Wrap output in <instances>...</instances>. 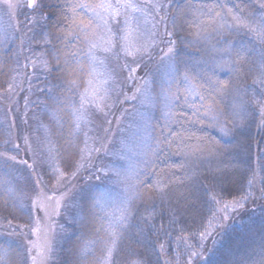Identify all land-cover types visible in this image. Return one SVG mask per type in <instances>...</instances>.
<instances>
[{
  "label": "rangeland",
  "instance_id": "rangeland-1",
  "mask_svg": "<svg viewBox=\"0 0 264 264\" xmlns=\"http://www.w3.org/2000/svg\"><path fill=\"white\" fill-rule=\"evenodd\" d=\"M21 1L27 6V0H12L16 5L12 9L0 6V169L8 179L7 185L0 184V196L16 206L4 208L0 203V264H58L65 240L61 235L66 234L63 222L82 217L81 203L87 196L101 216L104 231L99 235V249L104 253L98 264H111L118 237L126 230L116 227V221L127 215L131 223L140 195L139 177L152 159V149L147 154L141 151L135 135L138 126L147 123L153 130L155 115L169 116L176 102L173 59H156L164 28L151 13L145 17L140 11L115 7L118 0H95L83 9L82 22H73L68 31L64 25L57 29L60 39L55 44L67 41L75 52L68 57V65L79 56L69 75V68L55 59L59 54L54 45L49 46V33H39L32 24L36 17L31 23L20 19ZM36 3L35 10L25 8L42 16L41 0ZM119 3L142 5L145 0ZM110 35H127L133 55L122 48L119 55L116 49L105 51ZM91 43L97 46L90 54ZM141 46L147 51L137 52ZM133 60L140 61V70L135 80L125 82L129 75L125 66H135ZM62 68L61 78H56L55 71ZM50 76L55 77L50 81ZM185 87L193 98L188 81ZM104 129L108 131L102 147ZM71 152L82 165L75 176L65 168ZM130 163L137 165L136 173L125 180ZM26 164L29 176L25 175ZM231 206L232 210L240 208ZM12 244L17 246L21 263H13L4 248Z\"/></svg>",
  "mask_w": 264,
  "mask_h": 264
},
{
  "label": "trees",
  "instance_id": "trees-1",
  "mask_svg": "<svg viewBox=\"0 0 264 264\" xmlns=\"http://www.w3.org/2000/svg\"><path fill=\"white\" fill-rule=\"evenodd\" d=\"M94 1L41 0L42 16L25 8L26 3L21 1L20 19L31 23L36 17L32 24L39 33H49V46L57 48L59 60L68 69L79 56L68 65L75 52L67 41L55 44L57 29L64 25L68 31L73 22H82L83 9ZM260 2L164 1L172 38L179 35L191 43L176 41L171 58L178 79L173 90L176 102L169 116L154 117L152 159L139 177L140 195L130 223L139 228L120 233L111 264H261L264 260V85L258 82L257 71L235 70L241 66L259 67V48L254 51L250 44L259 37L247 28L234 35L225 26V21L232 22L227 15L231 9L233 15L243 12L246 18L254 17L251 28H257L264 18ZM218 12L221 16H217ZM174 17L176 30L172 26ZM67 19L70 22L65 23ZM158 42L163 45L161 50L160 46L156 48V59L169 47L167 37ZM63 71L56 70V78H61ZM54 77L50 76V81ZM187 81L193 88V98L188 97ZM221 84L227 87L221 89ZM242 100L243 109L238 107ZM221 128L227 129V135ZM26 167L25 175L29 176V166ZM217 169L229 174L222 188L207 179ZM6 176L0 169L1 186L8 184ZM0 200L4 208L16 207L6 204L2 196ZM81 204L82 217L73 223L69 219L63 222L66 234L61 235L65 240L60 245L58 264H98L103 256V249H99V235H104L101 216L88 196ZM231 205L240 208L232 210ZM20 215L26 216L22 212ZM4 248L9 250L13 263H21L17 246Z\"/></svg>",
  "mask_w": 264,
  "mask_h": 264
},
{
  "label": "snow or ice",
  "instance_id": "snow-or-ice-1",
  "mask_svg": "<svg viewBox=\"0 0 264 264\" xmlns=\"http://www.w3.org/2000/svg\"><path fill=\"white\" fill-rule=\"evenodd\" d=\"M0 6H4L8 9H12V8L16 7V5H14L12 3V0H0ZM27 7L35 10L37 7L36 0H27ZM100 7L111 8V7H113V5H103L102 4V5H100ZM115 7H117V8L123 7L125 9L131 8V9H133V11L142 12L145 17L148 15V13H151L154 18L159 17L158 24L164 28V33L161 36V40L163 41V38L167 37L168 45H169V47L167 48V51L164 52V55L161 57L162 60H164V59L171 60L172 54L174 52H176V41L177 40H179L181 44H185V45L191 43V41L183 39L179 35L176 36V39L172 38L173 32L168 31L167 24L165 23V21L167 19L166 8L168 6L163 2V0H145V3L142 5H134L132 3H126V4L121 5L119 3V0H118V3ZM237 7L239 8V5H237ZM259 7L261 9H264V0H261ZM227 15L230 16L232 22L229 24L227 21H225V26H226V28H228L232 32V34H234V35L240 34L246 28L249 31L258 33V37H259L258 40L250 41V44L252 45V49L254 51L257 48H259V52H260L259 67L254 69V68H244L241 66L235 70L236 71H242V72H248V73L252 72L253 70L257 71L258 77H259L258 82L261 85H264V18L261 19L260 25L254 29V28H251V23H250L251 21L254 20V17L250 16V17L246 18L243 12H241L240 15H233L231 12V9H229L227 11ZM217 16H221V13L218 12ZM221 18L223 19V17H221ZM246 19L249 22H246ZM145 22L148 23L147 20H145ZM172 26H173L174 30H176L178 27L175 17L172 20ZM153 28H157V24H153ZM55 39H60V37H55ZM85 40H87L86 36H85ZM127 42H128V36L127 35L123 36L122 38L118 37L116 35H110L105 40V43L108 46L105 48V51H110V50L116 49V54L119 55V51L122 48L123 51L128 56H132L133 52L130 51L129 48L127 47ZM96 46L97 45L95 43H91L89 45V53L90 54H91V49L95 48ZM141 50L147 51V48L141 46V47L136 49L137 52H139ZM239 55L240 54L238 53V56ZM55 59H57V61H58L59 57H56ZM242 63L243 62L241 60H237L238 65H242ZM139 64H140V61L133 60L132 65H135V66H131V65L125 66V70L129 73L125 82H127L128 80H135V74L140 70ZM169 66L171 67L172 65L170 64ZM59 70L60 69H57V71H59ZM67 71H68L69 75L73 74L72 69L69 68ZM253 82L256 83L257 81L254 80ZM72 83H75V81H72ZM220 87H221V89H223V88L227 87V85L221 84ZM137 91H139V89H137ZM117 103H120V101L117 100ZM238 107L243 109V107H244L243 100H242L241 104L238 105ZM261 112H262V114H264V108L261 109ZM77 118L80 119L81 117L78 116ZM117 119H119V118H117ZM105 123L110 125L112 123V121L106 120ZM261 127H264V125H261ZM107 131H108L107 129H104L105 137L102 138V141H101L102 147H104L103 139L106 138ZM221 132L223 134L227 135V129L221 128ZM135 135L137 136V138L139 140V145L141 147V151L144 152L145 154H147V152L149 150H151V148H152L150 141L153 139H156L153 130H151L149 128V126L147 125V123H145L143 125L138 126V130H137V133ZM96 151L99 152L100 149H96ZM219 151L220 150L217 149L218 153H219ZM75 155H76L75 152L69 153L68 159L65 161L66 170L68 172H70L73 176H75L76 172L79 171V168L82 167V165L79 162L74 160ZM261 159H264V157H262ZM261 167H262V169H264V165H262ZM136 169H137V165L135 163H130L128 172L124 174V179L127 180V179L132 178V176L136 173ZM105 174H107V173H105ZM117 175L119 176L120 173H117ZM97 179H99V177H97ZM207 179H209L211 181L213 186H220L222 188L225 185L226 181H228L229 174L225 169H217V171L213 172L209 177H207ZM179 198L180 197H177V199H179ZM57 204H59V201H57ZM56 210L59 211V208H57ZM125 211H128V210L126 209ZM178 212H179V209L174 211L173 217H175L178 214ZM225 219H226V217H225ZM128 221H129V217L127 215L122 216L119 220L116 221V227H118L121 230L130 229L132 227L139 228L138 224L130 225L128 223ZM173 222H174V220H173ZM144 224L149 229H151L152 226L147 223V220H144ZM109 254L111 255V249L109 250ZM192 255H196V254L193 253ZM189 264H191V262H189ZM261 264H264V260H261Z\"/></svg>",
  "mask_w": 264,
  "mask_h": 264
}]
</instances>
